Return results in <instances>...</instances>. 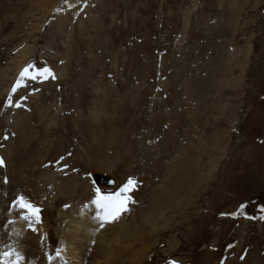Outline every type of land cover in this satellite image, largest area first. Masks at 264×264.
<instances>
[{"label":"rangeland","instance_id":"obj_1","mask_svg":"<svg viewBox=\"0 0 264 264\" xmlns=\"http://www.w3.org/2000/svg\"><path fill=\"white\" fill-rule=\"evenodd\" d=\"M29 64L55 78L13 94ZM0 159V255L21 264H49L92 209L94 232L137 225L115 264H264V0H0ZM177 164H198L183 213L152 204L176 194ZM130 177L127 211L102 221L95 189ZM20 196L42 209L36 231Z\"/></svg>","mask_w":264,"mask_h":264},{"label":"bare ground","instance_id":"obj_2","mask_svg":"<svg viewBox=\"0 0 264 264\" xmlns=\"http://www.w3.org/2000/svg\"><path fill=\"white\" fill-rule=\"evenodd\" d=\"M177 165L174 166L175 175L173 174L169 178L170 184L166 185L168 189L169 188L172 189V187L176 184L175 185L176 194L173 196L164 193L162 195L161 193L159 194V196L154 197V199L152 200L153 202L152 204L156 207L157 205L154 203L157 202H155V200L157 198H160L162 200L161 203H164L163 206L170 207L172 205H179L178 204V200H179L180 203L179 208L183 207L182 209L179 210L181 211V213H183V211L193 203L192 198L191 200L188 199V196L189 197L191 196L188 193L190 189L194 190L193 192L196 191V179L195 178L193 179L191 175L196 174L198 169L197 166L198 164L191 165V167H188L190 164L188 166L183 164H180L178 166ZM188 178L192 179L190 185H187L188 182H190ZM105 186L113 187L110 185H105ZM145 188L146 187H144V189ZM73 191L74 190H73L72 181L66 180L63 181L62 184L60 185L58 194L62 195L60 197L69 196L71 198ZM140 194H143V190L141 191ZM183 204L186 206H183ZM93 211L94 209H92V212L90 210V212L92 213L91 216L89 213H84L85 211L81 212L82 220L72 221L71 220L72 218L70 217V220L72 222L70 224V228L68 232H64L60 236V245L62 247L61 258L56 259L55 257L53 260V264H115L117 262L119 253L121 252L116 253V251L124 245L125 241L129 242L131 240V237H133L138 230L137 225L136 223L133 225L129 224L126 227H115L114 225H111L110 227H105L106 226L105 225L101 228V230L98 231L97 229L94 232L96 226H99L101 223L99 222L100 223L99 224L98 222H96V219H93L94 217ZM18 225L20 226V229H22L23 224L19 221H17L12 225L14 232L16 231L15 233H18V231L15 230V228ZM39 232L40 234L37 237L38 240L42 238H44L45 240L48 239V234L45 233L44 228L41 229ZM92 233H95L96 236L92 237ZM151 233H152V229H148V228L142 229L140 233V237L135 240L136 244L137 243L140 244L139 251H142L143 249L150 246L149 239ZM130 243H128L127 245L130 247L133 246L130 245ZM135 248L129 253H127V257L129 259L136 258V256L134 255L135 253H138V249Z\"/></svg>","mask_w":264,"mask_h":264},{"label":"snow or ice","instance_id":"obj_3","mask_svg":"<svg viewBox=\"0 0 264 264\" xmlns=\"http://www.w3.org/2000/svg\"><path fill=\"white\" fill-rule=\"evenodd\" d=\"M35 66L32 64H29L26 66L23 71L20 74V78L17 81L16 86L13 88V94L16 92V90L19 87L26 86L22 84V81L25 79L29 80H39L40 82H43L48 77H54V74L52 73L51 69L49 68H38L35 70V73L33 74L31 69H34ZM6 106L8 107H20L19 103L13 104V100L11 96L8 98V100L5 102ZM7 139V137H5ZM0 166H4V161L0 159ZM136 180L134 178H129L127 182L119 188L118 191L114 193H108V194H102L99 188L95 189L96 197L92 201V203L101 210L102 215L100 219L104 222H110L117 219L120 214L124 211H127V205L129 202H131L132 198L129 195L130 192L135 190ZM13 208H18L21 210V215L19 216V219L25 221L28 224V227L32 231H36V229L33 227L34 224L41 223V216L40 213L42 211L41 208L38 206L32 204L30 201H28L25 197L20 196L17 201L14 202ZM261 211H264V209H261ZM244 212V205H241L239 209V213H233L232 215L235 216L237 214L243 215ZM261 219H264V216L261 217ZM9 223H12V221H9ZM15 257L14 264H21L24 257L22 253L19 250L12 249L9 251H4L2 255H0V264H7V261L11 257ZM61 258V251L57 250L56 253V259ZM49 264H53V257L48 256ZM169 264H175L174 261H170Z\"/></svg>","mask_w":264,"mask_h":264},{"label":"water","instance_id":"obj_4","mask_svg":"<svg viewBox=\"0 0 264 264\" xmlns=\"http://www.w3.org/2000/svg\"><path fill=\"white\" fill-rule=\"evenodd\" d=\"M99 179H100V177H99ZM101 180H104V179L101 178ZM101 182L102 183H104V182L106 183L107 182V184L110 185V186L114 185V180H112V179H109L108 181H101Z\"/></svg>","mask_w":264,"mask_h":264}]
</instances>
